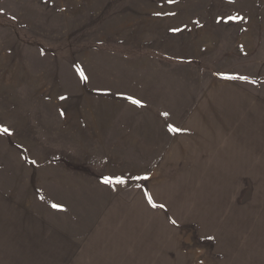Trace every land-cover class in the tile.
Segmentation results:
<instances>
[{
    "label": "rangeland",
    "instance_id": "374dc122",
    "mask_svg": "<svg viewBox=\"0 0 264 264\" xmlns=\"http://www.w3.org/2000/svg\"><path fill=\"white\" fill-rule=\"evenodd\" d=\"M0 127V264H264V0H0Z\"/></svg>",
    "mask_w": 264,
    "mask_h": 264
},
{
    "label": "snow or ice",
    "instance_id": "6c2138e0",
    "mask_svg": "<svg viewBox=\"0 0 264 264\" xmlns=\"http://www.w3.org/2000/svg\"><path fill=\"white\" fill-rule=\"evenodd\" d=\"M179 29H173V31H178ZM80 76H81V79L83 80H86L87 77L85 76V74L83 73V71L80 72ZM228 79H244L246 80L247 78L246 77H226ZM128 101L135 105V106H138V107H143V104H142V101H140L139 99H136V98H133L131 96L127 97ZM163 115L165 117H167L169 114L167 112L163 113ZM169 131H172V132H176V131H179L178 129H176L175 127H173L172 125H169ZM0 132H3L5 134H10L9 133V129L6 128V127H0ZM33 163H35V161H33ZM104 184L106 185H109V186H112L113 184L115 185H121V184H125L126 181L125 179L122 177V176H109V177H104L103 178V181H102ZM144 195L146 196L147 198V201L150 205H152V207H157V205L153 202V199H152V196L150 193L148 192H145ZM52 207L54 209H60L62 210V206L61 205H57V204H53ZM162 207V206H161ZM173 223H175V221H173Z\"/></svg>",
    "mask_w": 264,
    "mask_h": 264
},
{
    "label": "crops",
    "instance_id": "0c3cea01",
    "mask_svg": "<svg viewBox=\"0 0 264 264\" xmlns=\"http://www.w3.org/2000/svg\"><path fill=\"white\" fill-rule=\"evenodd\" d=\"M83 259H84L83 255H78L76 257V255L74 254V255L68 257L67 264H81ZM130 260H131L132 264H134V263L135 264H141V260H139V259L133 260L132 257H129L127 259L126 264H130ZM112 262H114L115 264H125V258L123 256L121 258L116 257ZM149 264H155V262L153 263V261H151V262L149 261Z\"/></svg>",
    "mask_w": 264,
    "mask_h": 264
}]
</instances>
